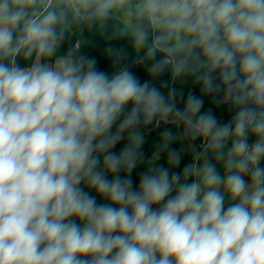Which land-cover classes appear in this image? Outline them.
<instances>
[{
	"label": "clouds",
	"instance_id": "1",
	"mask_svg": "<svg viewBox=\"0 0 264 264\" xmlns=\"http://www.w3.org/2000/svg\"><path fill=\"white\" fill-rule=\"evenodd\" d=\"M73 26L101 30L111 75L74 41L58 55ZM165 72L201 95L157 87ZM162 122L182 134H160L134 189L142 128ZM262 160L264 0H0V264H264Z\"/></svg>",
	"mask_w": 264,
	"mask_h": 264
},
{
	"label": "trees",
	"instance_id": "2",
	"mask_svg": "<svg viewBox=\"0 0 264 264\" xmlns=\"http://www.w3.org/2000/svg\"><path fill=\"white\" fill-rule=\"evenodd\" d=\"M116 22L109 21L108 22V28L109 30L115 24ZM75 42L78 46H82L81 52L82 54L89 56V57H94L97 60V68L99 70H109L111 69L112 62L109 57H107L105 53V48L107 45H104L105 40L102 35H101V30L99 28H94L91 30L85 29L81 31L79 28L73 26V28L70 30L69 34V41H66L64 46L62 47L63 53L65 50L71 45L72 42ZM103 42V43H102ZM123 42L124 44H121ZM112 47L116 48H123L125 52L127 53V58H126V63L131 65V61L135 58V53L133 52L132 45L127 39H120L114 41ZM131 70L137 75V77L143 82L144 80H147V66L145 65H131ZM191 80V78H189ZM180 91H183L184 93V98H187V95L189 93V89L182 88ZM191 92V91H190ZM194 95L200 96V86L196 85L194 86V91L191 92ZM219 105V104H217ZM221 105V104H220ZM224 106L223 114H224V119L222 120V123H227L230 120L227 119V113L231 112L234 114V112L228 107L227 104L222 105ZM178 107L183 108L184 107V100H178ZM210 107H215L213 101L211 102ZM127 108L130 110L131 105H128ZM221 122V121H220ZM176 126L171 124V123H161L158 127L153 123V125L148 126L147 128H142V131L145 132L146 134V140L145 144L142 146L141 151L143 152V161L138 163L137 167L133 170V172L130 174L131 179L133 181V188L137 189L139 186V179L140 176L148 170V161L152 157V153L155 151L156 147L160 143V134L165 131V130H171L174 134ZM181 131L183 129L181 128ZM249 141L253 143L252 137H249ZM127 139H122L113 149L112 151L115 153H119L126 145ZM195 146L197 147V150H200L202 148L201 142L199 139H197L194 142ZM171 148H174L176 150H181L178 143L175 141L171 146ZM191 162V153L183 151L182 159L179 164V166L175 169H172L173 172H182L183 168ZM156 166H165L167 167L166 163V153H162L161 157L159 160L155 161ZM261 167H264V160L261 162ZM121 178L125 176L124 172L120 173ZM107 178L111 180L113 177L112 175H108ZM191 182V180H189ZM80 187L84 189L85 192H88L89 195L95 197L96 202L98 205L101 204H108L109 201L100 195L96 193L95 190L89 189L85 184H81ZM174 194V193H173ZM157 207V206H154ZM75 220L76 223H81L79 219L73 217L71 218Z\"/></svg>",
	"mask_w": 264,
	"mask_h": 264
},
{
	"label": "rangeland",
	"instance_id": "3",
	"mask_svg": "<svg viewBox=\"0 0 264 264\" xmlns=\"http://www.w3.org/2000/svg\"><path fill=\"white\" fill-rule=\"evenodd\" d=\"M112 21L116 22L115 20H112ZM103 42H105L104 45H107V46L109 45L108 41H103ZM113 43H114V41L111 42V45H113ZM121 44H124V43L121 42ZM62 52H63V50H62ZM157 58H159V57H157ZM113 71H114V68L112 67L111 69L106 70L105 72H107L109 75H111ZM149 79H150V77L147 75V80H149ZM152 82L155 83L157 87H161L165 82H167L168 87H175L178 90V92L182 88L189 89V92L190 91L193 92L194 86H196V84H194V82H193V79H191V80L187 79L183 82H181V81L172 82L170 79V73H168V72H165L164 74H162L160 77H158L157 79H155ZM168 87H164L162 90L165 93H167ZM203 99H204V105H203L202 111L211 110L213 112V114L217 117V119L219 121H221V123H222V120L224 119V114H223L224 106H222V105H225V104L217 105L214 103L215 107L211 108L210 105L212 102V98L209 96V97H203ZM233 115L234 114L231 112L227 113V119L231 120ZM113 131H115V126L113 128ZM177 134H182L181 128H177V127L175 128L174 135H177ZM126 137H127V134L125 133L124 138H126ZM252 140L254 142L255 137H252ZM176 142L178 143L180 149H183L184 151L189 152L187 150V148H188L187 141L181 143L179 140H177ZM251 143H252V141L251 142L249 141V144H251ZM230 146H231V142L229 141L228 147H230ZM217 170L221 173V175L224 174V170H223V167L221 165H217ZM245 178L248 179L247 176ZM227 205H228V199L226 197L225 207H227Z\"/></svg>",
	"mask_w": 264,
	"mask_h": 264
},
{
	"label": "crops",
	"instance_id": "4",
	"mask_svg": "<svg viewBox=\"0 0 264 264\" xmlns=\"http://www.w3.org/2000/svg\"><path fill=\"white\" fill-rule=\"evenodd\" d=\"M62 54H64L63 52H62V49L60 50V52L58 53V55H62ZM18 64L21 66V67H25V66H30L31 65V61H28V62H25V61H23V59H21V58H18ZM125 139V138H124ZM127 139V138H126Z\"/></svg>",
	"mask_w": 264,
	"mask_h": 264
}]
</instances>
